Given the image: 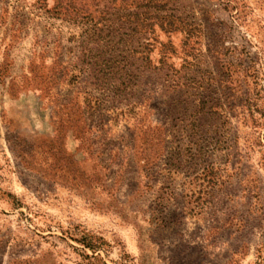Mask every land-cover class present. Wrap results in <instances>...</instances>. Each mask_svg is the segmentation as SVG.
Returning <instances> with one entry per match:
<instances>
[{
	"label": "rangeland",
	"instance_id": "1",
	"mask_svg": "<svg viewBox=\"0 0 264 264\" xmlns=\"http://www.w3.org/2000/svg\"><path fill=\"white\" fill-rule=\"evenodd\" d=\"M0 264H264V0H0Z\"/></svg>",
	"mask_w": 264,
	"mask_h": 264
},
{
	"label": "trees",
	"instance_id": "2",
	"mask_svg": "<svg viewBox=\"0 0 264 264\" xmlns=\"http://www.w3.org/2000/svg\"><path fill=\"white\" fill-rule=\"evenodd\" d=\"M91 1H97V0H91ZM145 3L146 8H151V2L155 0H142Z\"/></svg>",
	"mask_w": 264,
	"mask_h": 264
}]
</instances>
